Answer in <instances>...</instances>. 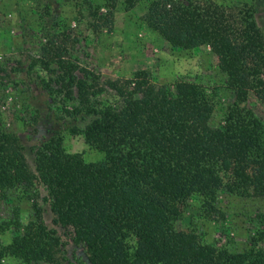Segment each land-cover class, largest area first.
Returning <instances> with one entry per match:
<instances>
[{"label":"trees","instance_id":"obj_1","mask_svg":"<svg viewBox=\"0 0 264 264\" xmlns=\"http://www.w3.org/2000/svg\"><path fill=\"white\" fill-rule=\"evenodd\" d=\"M118 1L104 0L101 14L89 0L95 28L113 22ZM140 1L124 0L127 8ZM144 18L173 47L210 46L217 55L235 92L222 124H209L217 105L201 84H156L146 70L102 80L69 57L70 36L61 41L54 34L53 46L28 67L12 69L27 76L20 120L49 125L52 134L34 147L32 170L18 134L0 126V181L34 196L36 184L44 187L55 223L85 249L81 264H264V213L243 251L207 243L180 226L193 205L214 212L223 189L264 196V122L247 107L251 91L264 100L256 9L245 0H148ZM0 70L12 71L2 63ZM66 132L83 134L104 159L88 162L68 152ZM37 218L42 221L40 211ZM36 225L0 248V264H7L6 255L28 264L47 260L46 242L58 244L59 237Z\"/></svg>","mask_w":264,"mask_h":264},{"label":"rangeland","instance_id":"obj_2","mask_svg":"<svg viewBox=\"0 0 264 264\" xmlns=\"http://www.w3.org/2000/svg\"><path fill=\"white\" fill-rule=\"evenodd\" d=\"M214 1L231 3L234 0ZM245 1L255 7L256 19L264 34V0ZM93 3L101 6L99 13H106L102 7L104 0H93ZM147 6L148 0H142L127 8L124 0H119L113 22L95 28L96 20L90 16L94 7H90L89 0H0V63L8 70L28 67L44 46H53L54 34L61 41L70 36L65 42L69 57L94 70L102 80H123L146 70L156 84H173L179 79L201 84L217 105L209 124L219 127L224 108L235 101V92L227 86L219 58L210 46L173 47L146 22ZM26 79L25 73L19 70H12L10 74L0 70V126L18 134L29 167L34 170L33 149L52 134V129L42 122L36 126L20 120ZM247 107L264 122V100L257 91L250 92ZM64 145L68 152L82 153L85 161L104 159V153L87 144L83 134L66 132ZM36 188L34 196L22 186L9 188L0 181V248L11 244L27 228L35 230L36 224L42 222L48 230L56 231L54 236L59 237V243L53 245L47 241V260L30 264L86 262L85 249L71 240L70 229L55 223L56 215L50 202L45 200L44 187L36 184ZM196 206L186 212L185 221L180 224L184 230L195 231L207 243L243 251L259 227L264 196L245 197L223 189L214 212L205 214ZM39 211L42 221L37 218ZM4 261L28 264L12 255H6Z\"/></svg>","mask_w":264,"mask_h":264}]
</instances>
